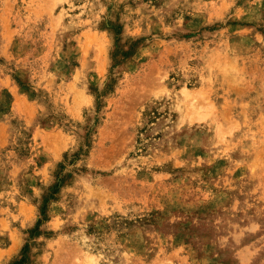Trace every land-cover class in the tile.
<instances>
[{"label":"rangeland","instance_id":"1","mask_svg":"<svg viewBox=\"0 0 264 264\" xmlns=\"http://www.w3.org/2000/svg\"><path fill=\"white\" fill-rule=\"evenodd\" d=\"M0 264H264V0H0Z\"/></svg>","mask_w":264,"mask_h":264}]
</instances>
